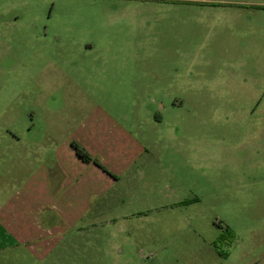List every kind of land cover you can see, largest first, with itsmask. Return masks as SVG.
Listing matches in <instances>:
<instances>
[{
  "label": "rangeland",
  "instance_id": "374dc122",
  "mask_svg": "<svg viewBox=\"0 0 264 264\" xmlns=\"http://www.w3.org/2000/svg\"><path fill=\"white\" fill-rule=\"evenodd\" d=\"M227 1L0 0V207L95 108L144 148L53 264H264V8Z\"/></svg>",
  "mask_w": 264,
  "mask_h": 264
},
{
  "label": "crops",
  "instance_id": "0c3cea01",
  "mask_svg": "<svg viewBox=\"0 0 264 264\" xmlns=\"http://www.w3.org/2000/svg\"><path fill=\"white\" fill-rule=\"evenodd\" d=\"M226 3L264 8V0ZM67 124L65 134L54 138L49 148L41 146L32 153L38 165L0 207L4 248L21 247L39 263L53 254L51 263H57L64 251L80 249L79 237L102 221L104 199L116 193L120 179L144 151L131 130L104 110L95 108ZM73 143L93 161L79 158Z\"/></svg>",
  "mask_w": 264,
  "mask_h": 264
},
{
  "label": "trees",
  "instance_id": "16d2710c",
  "mask_svg": "<svg viewBox=\"0 0 264 264\" xmlns=\"http://www.w3.org/2000/svg\"><path fill=\"white\" fill-rule=\"evenodd\" d=\"M73 147L76 150V153L79 158H81L84 162L90 163L93 161L92 157L84 148H82L79 144L73 143Z\"/></svg>",
  "mask_w": 264,
  "mask_h": 264
}]
</instances>
